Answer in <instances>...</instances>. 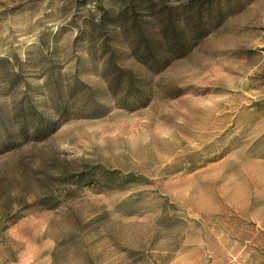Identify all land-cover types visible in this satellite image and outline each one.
Returning a JSON list of instances; mask_svg holds the SVG:
<instances>
[{
	"label": "rangeland",
	"instance_id": "374dc122",
	"mask_svg": "<svg viewBox=\"0 0 264 264\" xmlns=\"http://www.w3.org/2000/svg\"><path fill=\"white\" fill-rule=\"evenodd\" d=\"M84 1L0 0V264H264V0Z\"/></svg>",
	"mask_w": 264,
	"mask_h": 264
},
{
	"label": "trees",
	"instance_id": "16d2710c",
	"mask_svg": "<svg viewBox=\"0 0 264 264\" xmlns=\"http://www.w3.org/2000/svg\"><path fill=\"white\" fill-rule=\"evenodd\" d=\"M84 2H89V0H85ZM191 3H193V0L191 1ZM188 7L190 8V6L188 5ZM103 11V15L101 16L99 22L96 24V28L98 29H104L108 26V23L110 22L109 21V13L105 10H102ZM121 18V21L124 20V13H121L119 18ZM199 17H193V21H194V24H195V29L194 31L197 32V27L198 25L200 24V20L198 19ZM95 26V25H94ZM195 34V33H194ZM178 44V43H177Z\"/></svg>",
	"mask_w": 264,
	"mask_h": 264
}]
</instances>
